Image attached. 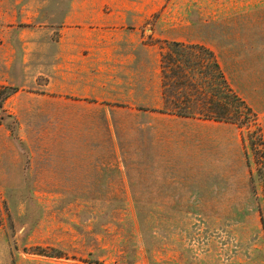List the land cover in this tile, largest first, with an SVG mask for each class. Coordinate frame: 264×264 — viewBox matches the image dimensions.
<instances>
[{"label":"rangeland","instance_id":"obj_1","mask_svg":"<svg viewBox=\"0 0 264 264\" xmlns=\"http://www.w3.org/2000/svg\"><path fill=\"white\" fill-rule=\"evenodd\" d=\"M205 49L264 52V0H0V264H264V116Z\"/></svg>","mask_w":264,"mask_h":264},{"label":"crops","instance_id":"obj_2","mask_svg":"<svg viewBox=\"0 0 264 264\" xmlns=\"http://www.w3.org/2000/svg\"><path fill=\"white\" fill-rule=\"evenodd\" d=\"M228 82L236 93L258 115L264 116V52L254 51L253 54L233 56L231 59L218 60ZM153 109H158L157 106ZM115 110V112H114ZM141 113L147 116H166L152 109H138L132 105L111 107L104 116H134ZM88 116L86 113H70L66 111L63 116ZM111 176L118 174L120 167L117 164L109 168ZM104 175V173H103Z\"/></svg>","mask_w":264,"mask_h":264},{"label":"trees","instance_id":"obj_3","mask_svg":"<svg viewBox=\"0 0 264 264\" xmlns=\"http://www.w3.org/2000/svg\"><path fill=\"white\" fill-rule=\"evenodd\" d=\"M176 47L179 46H184L182 44H174ZM185 47V46H184ZM194 47H199L202 48L201 46H194ZM205 51H207L208 55L213 59V69H212V75H214L213 77H215L217 80H219V84L223 87V89L226 91L227 96L230 98L228 101L229 103L227 104L230 109L227 107H225L224 112L225 115L229 116V112H233L230 115H234V112L237 114H243V113H247V118L246 119H252L253 123H256V114L253 112V110L246 104V102L244 100H242L237 94L236 92L232 89V87L230 86L228 80L226 79L221 66L219 65L217 59L215 58V55L212 51L205 49ZM216 89H218V91H220V88L217 87ZM2 91H6V95L4 96V100H7L10 96H12L13 94H15L17 92L16 89H11V88H3ZM245 119V118H244ZM216 120V119H215ZM216 121H223L225 123H233L235 125H237L238 127L241 128L240 124H236L234 122H231L230 119H222V120H216ZM263 144V141H262Z\"/></svg>","mask_w":264,"mask_h":264}]
</instances>
